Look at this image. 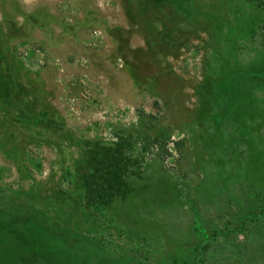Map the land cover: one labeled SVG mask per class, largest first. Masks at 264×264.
I'll list each match as a JSON object with an SVG mask.
<instances>
[{
	"label": "rangeland",
	"instance_id": "obj_1",
	"mask_svg": "<svg viewBox=\"0 0 264 264\" xmlns=\"http://www.w3.org/2000/svg\"><path fill=\"white\" fill-rule=\"evenodd\" d=\"M0 264H264V0H0Z\"/></svg>",
	"mask_w": 264,
	"mask_h": 264
}]
</instances>
